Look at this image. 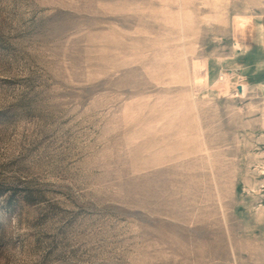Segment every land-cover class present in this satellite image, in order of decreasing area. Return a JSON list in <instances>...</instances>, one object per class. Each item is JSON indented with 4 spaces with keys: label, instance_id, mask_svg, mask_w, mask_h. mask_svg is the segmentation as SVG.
Instances as JSON below:
<instances>
[{
    "label": "rangeland",
    "instance_id": "rangeland-1",
    "mask_svg": "<svg viewBox=\"0 0 264 264\" xmlns=\"http://www.w3.org/2000/svg\"><path fill=\"white\" fill-rule=\"evenodd\" d=\"M0 264H264V0H0Z\"/></svg>",
    "mask_w": 264,
    "mask_h": 264
},
{
    "label": "water",
    "instance_id": "water-1",
    "mask_svg": "<svg viewBox=\"0 0 264 264\" xmlns=\"http://www.w3.org/2000/svg\"><path fill=\"white\" fill-rule=\"evenodd\" d=\"M237 91H238L239 93H241V87H240V86H237Z\"/></svg>",
    "mask_w": 264,
    "mask_h": 264
}]
</instances>
